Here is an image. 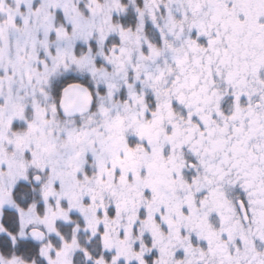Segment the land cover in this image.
I'll return each mask as SVG.
<instances>
[{
    "label": "snow or ice",
    "instance_id": "6c2138e0",
    "mask_svg": "<svg viewBox=\"0 0 264 264\" xmlns=\"http://www.w3.org/2000/svg\"><path fill=\"white\" fill-rule=\"evenodd\" d=\"M0 264H264V0H0Z\"/></svg>",
    "mask_w": 264,
    "mask_h": 264
}]
</instances>
